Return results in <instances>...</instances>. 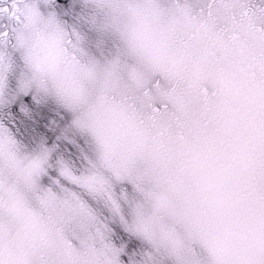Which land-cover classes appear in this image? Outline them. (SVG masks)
<instances>
[{
    "label": "snow or ice",
    "instance_id": "6c2138e0",
    "mask_svg": "<svg viewBox=\"0 0 264 264\" xmlns=\"http://www.w3.org/2000/svg\"><path fill=\"white\" fill-rule=\"evenodd\" d=\"M0 264H264V0H0Z\"/></svg>",
    "mask_w": 264,
    "mask_h": 264
}]
</instances>
